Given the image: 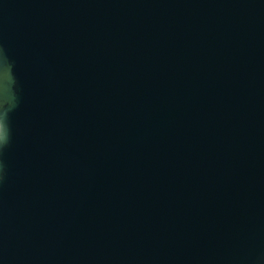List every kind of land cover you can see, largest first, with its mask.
I'll list each match as a JSON object with an SVG mask.
<instances>
[{
    "label": "water",
    "instance_id": "water-1",
    "mask_svg": "<svg viewBox=\"0 0 264 264\" xmlns=\"http://www.w3.org/2000/svg\"><path fill=\"white\" fill-rule=\"evenodd\" d=\"M0 264H264V0H0Z\"/></svg>",
    "mask_w": 264,
    "mask_h": 264
}]
</instances>
